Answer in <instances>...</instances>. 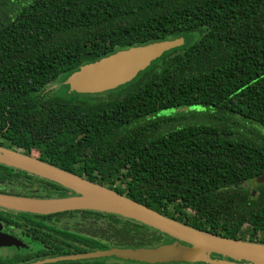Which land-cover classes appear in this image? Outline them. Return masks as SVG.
<instances>
[{
	"label": "trees",
	"instance_id": "1",
	"mask_svg": "<svg viewBox=\"0 0 264 264\" xmlns=\"http://www.w3.org/2000/svg\"><path fill=\"white\" fill-rule=\"evenodd\" d=\"M180 36L114 90L62 94L84 64ZM14 143L179 222L264 243V186L251 197L238 184L264 171V0H0V146ZM77 155L84 168L70 161ZM11 169L0 164V181L28 182ZM29 183L40 190L9 194L68 191L39 176ZM70 211L117 216L123 242L133 228V242L173 239L116 214L53 213Z\"/></svg>",
	"mask_w": 264,
	"mask_h": 264
},
{
	"label": "water",
	"instance_id": "2",
	"mask_svg": "<svg viewBox=\"0 0 264 264\" xmlns=\"http://www.w3.org/2000/svg\"><path fill=\"white\" fill-rule=\"evenodd\" d=\"M185 43L183 36L132 45L84 64L70 74L68 91L96 94L114 90L131 81L165 51ZM17 158L19 161H12ZM28 162L32 167L23 163ZM14 162V163H13ZM0 163L56 182L68 189L66 195L39 197L0 192V208L30 213H53L64 210H95L116 214L146 224L174 240L153 247H111L83 253L56 255L26 263L41 264L60 260L119 257L143 263L204 262L208 264H264V243L223 237L179 222L119 193L114 189L83 178L70 171L27 154L0 146ZM257 181H264V173ZM23 201L30 204L22 205ZM21 242L0 231V246ZM217 255L212 257V255Z\"/></svg>",
	"mask_w": 264,
	"mask_h": 264
},
{
	"label": "flooded vegetation",
	"instance_id": "3",
	"mask_svg": "<svg viewBox=\"0 0 264 264\" xmlns=\"http://www.w3.org/2000/svg\"><path fill=\"white\" fill-rule=\"evenodd\" d=\"M2 146L39 159L43 157L47 160H52L46 151L41 152L40 148L31 145L16 146L14 143L11 146L7 144H2ZM84 155L86 156V154ZM82 160L81 166L84 168L86 163L84 157L80 158L77 155L70 159V161L76 163H81ZM10 168L12 169L8 174H21L28 182L19 184L14 181H11V183L0 181V192L22 191L31 193L40 190L39 185L36 186L29 183L31 180L33 181L36 175L14 167ZM84 173L86 172L84 171ZM262 173L264 171L251 180H240L238 182L239 186L247 188L251 197L256 196L259 193V188L264 186V181L256 180ZM21 212L26 211L0 208V231L21 241L16 242V244L0 246V264H26L41 261L51 256L83 253L111 247L142 245L144 247H153L174 240L167 242H133L130 238L131 233L134 231L133 228L130 233L124 234L123 237L126 241L123 242L120 229L121 223L117 220V216L114 215L96 213L83 215L80 212L70 211L71 213L69 214L58 216L54 215L55 213L39 214L26 212L28 214H23ZM113 218H116V220H113ZM247 225L250 229H255L252 223L244 222L243 226L246 227ZM128 227L130 226L128 225ZM148 232L151 233L152 230L149 229ZM102 259L104 261H101ZM124 260L119 257L107 256L90 259L60 260L41 264H121Z\"/></svg>",
	"mask_w": 264,
	"mask_h": 264
},
{
	"label": "rangeland",
	"instance_id": "4",
	"mask_svg": "<svg viewBox=\"0 0 264 264\" xmlns=\"http://www.w3.org/2000/svg\"><path fill=\"white\" fill-rule=\"evenodd\" d=\"M192 35L194 36V33ZM187 37H189V36H187ZM66 79L67 78L63 79L62 81H63V84L67 85ZM54 88H57V86H54ZM62 89H63L62 94H69L70 93V91H68V87L67 88L62 87ZM71 93H73V92H71ZM101 93H103V92H101ZM190 109H197V110H200L201 112H204V113H214V112L218 111L213 106H199L198 108H197V106H194L193 108H190ZM169 112H174V109H162V110L158 111V114H166ZM226 113L229 114L228 112H226ZM33 157H35V156H33Z\"/></svg>",
	"mask_w": 264,
	"mask_h": 264
},
{
	"label": "bare ground",
	"instance_id": "5",
	"mask_svg": "<svg viewBox=\"0 0 264 264\" xmlns=\"http://www.w3.org/2000/svg\"><path fill=\"white\" fill-rule=\"evenodd\" d=\"M21 159H22V158H21ZM11 160H12V161H13V160H14V161H19L17 158H12V157H11ZM22 160H23V159H22ZM13 163H14V162H13ZM23 163H25V164L29 165L30 167H32L28 162H26V161H24V160H23ZM28 204H30L29 201H23V202H22V205H28Z\"/></svg>",
	"mask_w": 264,
	"mask_h": 264
}]
</instances>
